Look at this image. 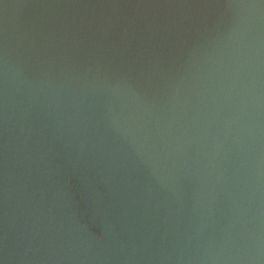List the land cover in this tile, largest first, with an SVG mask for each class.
Here are the masks:
<instances>
[{
    "label": "water",
    "instance_id": "95a60500",
    "mask_svg": "<svg viewBox=\"0 0 264 264\" xmlns=\"http://www.w3.org/2000/svg\"><path fill=\"white\" fill-rule=\"evenodd\" d=\"M0 264H264V0H0Z\"/></svg>",
    "mask_w": 264,
    "mask_h": 264
}]
</instances>
